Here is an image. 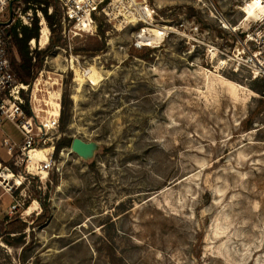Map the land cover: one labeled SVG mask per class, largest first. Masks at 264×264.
<instances>
[{"label": "rangeland", "instance_id": "obj_1", "mask_svg": "<svg viewBox=\"0 0 264 264\" xmlns=\"http://www.w3.org/2000/svg\"><path fill=\"white\" fill-rule=\"evenodd\" d=\"M54 5L13 8L19 32L38 21L31 56L48 50L27 103H59L60 127L47 175L43 156L0 182V264H264V77L248 58L264 52V0H115L80 34ZM22 141L4 120L2 165Z\"/></svg>", "mask_w": 264, "mask_h": 264}, {"label": "built area", "instance_id": "obj_2", "mask_svg": "<svg viewBox=\"0 0 264 264\" xmlns=\"http://www.w3.org/2000/svg\"><path fill=\"white\" fill-rule=\"evenodd\" d=\"M21 0H0V127L4 120L13 122L21 132L23 141L19 147V156L15 160V164H23L31 160L32 150L46 146L49 141L58 137L60 127V110L58 113L46 111V116H41L34 103L29 104L30 114L26 109L27 105V89L28 84L21 81L13 66V58L11 54V36L9 28L14 23L13 16L15 2ZM62 10V22L64 31L75 34L83 32H93L96 29V16L106 13L109 6L115 0H56ZM10 10L11 18L5 19V13ZM18 12V11H15ZM29 15V14H28ZM26 18L21 13L17 17ZM261 32H252L248 35L249 40H255L261 37ZM146 42L137 40L136 45L142 47ZM248 50L246 46H243ZM249 52V50H248ZM260 55V56H259ZM254 63L252 68V78L264 77V52L259 49L251 53L248 57ZM52 136V137H50ZM8 146V153L13 155L14 146L8 138L3 140ZM46 154L45 159L41 160L38 166L48 174L55 158L53 152ZM10 167L0 163V182L6 181V174L10 171ZM17 208V204L12 205Z\"/></svg>", "mask_w": 264, "mask_h": 264}, {"label": "trees", "instance_id": "obj_3", "mask_svg": "<svg viewBox=\"0 0 264 264\" xmlns=\"http://www.w3.org/2000/svg\"><path fill=\"white\" fill-rule=\"evenodd\" d=\"M37 2L43 3V0H35ZM55 2H53V0H47V3H52L54 5L55 4H59L58 1L54 0ZM57 2V3H56ZM55 6V11L54 13L52 12V14L48 13V7L45 6L43 8L44 14L49 22L50 27L54 28L56 21L54 20V17L56 15L57 8L56 5ZM14 24H12V26L9 28V34L11 36V43H12V47H11V54H12V58H14L15 53L18 52L21 58V63L18 65L19 70L22 72V78L20 79L21 75L20 73L18 74V77L21 81H25L26 84L29 83V80H32L33 78L37 77L39 70L41 69L44 59H45V55L47 54L48 50L42 51V52H38V55L33 57L31 56V50L29 47V41L31 39H37L39 37V25H38V21L36 20L34 22V24L32 26H28V25H22L21 26V31L19 32L17 29V26L13 27ZM21 34V36H20ZM58 41L53 40V42L50 44L49 49H51L53 46L57 45ZM33 55V54H32ZM25 58H28L30 60L35 59V62L33 63V68H34V73L33 74H27L25 72V66H24V62H25ZM14 66V63H13ZM15 69V67H14ZM16 72V70H15ZM18 73V71L16 72ZM259 92L264 96V85H262V87L259 89ZM26 109L28 110V113L30 114V110H29V105L27 103L26 105ZM63 118V116H62ZM68 144L72 143L71 139L68 140ZM1 159V158H0ZM3 160V159H1ZM10 164H5L7 166H10V168H12L11 170H14L13 172H18L19 168L18 166H16L14 164V161H10ZM43 207H46L45 203H42Z\"/></svg>", "mask_w": 264, "mask_h": 264}, {"label": "water", "instance_id": "obj_4", "mask_svg": "<svg viewBox=\"0 0 264 264\" xmlns=\"http://www.w3.org/2000/svg\"><path fill=\"white\" fill-rule=\"evenodd\" d=\"M71 149L82 158H90L94 155L96 143L75 137L71 143Z\"/></svg>", "mask_w": 264, "mask_h": 264}, {"label": "bare ground", "instance_id": "obj_5", "mask_svg": "<svg viewBox=\"0 0 264 264\" xmlns=\"http://www.w3.org/2000/svg\"><path fill=\"white\" fill-rule=\"evenodd\" d=\"M147 10L149 11V9L147 8ZM161 34H163V32H160ZM160 34V35H161ZM158 37H161V36H158ZM37 81H39V79L37 80ZM38 85H39V82H36V84H35V89H37V87H38ZM36 91V90H35ZM52 103V102H51ZM53 104V103H52ZM59 108H60V104L59 103H56V113H58L59 112ZM50 148H37V149H35V150H32V154H31V162L34 160V159H36L37 157H43V156H45V151H47V150H49ZM72 152H74L73 150H71ZM13 176V173L12 172H8L7 174H6V177H5V182H10V180H11V177Z\"/></svg>", "mask_w": 264, "mask_h": 264}]
</instances>
